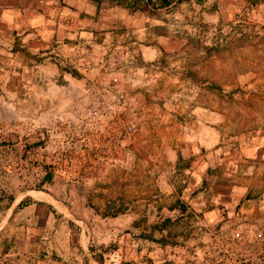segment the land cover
<instances>
[{
  "label": "crops",
  "instance_id": "obj_1",
  "mask_svg": "<svg viewBox=\"0 0 264 264\" xmlns=\"http://www.w3.org/2000/svg\"><path fill=\"white\" fill-rule=\"evenodd\" d=\"M179 1L0 0V91L15 90L11 79L21 61L31 77L27 88L50 109L45 125L58 119L59 135L71 141L43 149L60 181L0 203V264H186L201 256L204 227L216 228L238 205L248 216L264 199L259 170L243 179L236 156L208 148L211 134L195 106L176 99L193 84L177 76L150 13L171 11ZM120 97L125 107L132 103L123 116L82 115L102 103L110 108L115 98L122 106ZM16 106L13 98L0 99V108ZM114 135L118 158L94 162L86 178L60 172L56 150L81 153L83 140L87 147L102 140L111 155L105 141ZM261 150L260 158L246 153L253 167L264 159Z\"/></svg>",
  "mask_w": 264,
  "mask_h": 264
},
{
  "label": "rangeland",
  "instance_id": "obj_2",
  "mask_svg": "<svg viewBox=\"0 0 264 264\" xmlns=\"http://www.w3.org/2000/svg\"><path fill=\"white\" fill-rule=\"evenodd\" d=\"M179 2V7L175 6L171 11L150 13L154 34L165 36L168 40L164 46L176 60L177 76L193 84V89L177 91L176 99L195 106L192 109L194 116L202 118V123L211 134L208 136V148H217L221 150L220 155H230L232 160L236 156L235 166L238 172L242 170L243 179L249 177L253 169H258L260 179H263L264 159L258 160L261 165L253 167L254 159L248 155L255 150L254 157L260 158L263 150L260 152L259 149H264V12L261 11L264 0ZM238 2L242 5L235 9ZM16 63V75L11 79L15 90L11 93L0 91L1 100L7 101L10 97L17 103L14 108H0V203L14 200L22 192L43 190L46 184L60 181L61 173L53 171L52 164H46L48 153L43 149L48 144L58 149L71 143L59 135L62 127L58 119L54 124L45 125L46 120L53 119L50 115L48 119L45 116L50 109L46 111L39 107L40 93L27 88L31 77L23 74L21 61ZM120 98L122 106L115 104L119 100L115 98L110 108L102 103L100 107L85 108L82 115L123 116L132 103L128 99L125 107L126 100ZM126 127L132 129L131 124ZM41 131L57 135L48 139L40 135ZM87 142L83 140L86 152L70 154L69 150L59 154L55 151L57 164H63L66 170L60 172L66 177L80 172L86 178L87 171L92 173L94 162L118 158L120 140L115 139V135L105 141L111 155L108 150H103L102 140L92 141L88 144L90 149ZM149 159L146 156L145 162ZM219 169L231 171V167L224 165ZM240 208L238 205L233 211L225 210L229 212L225 217L229 218L226 221L221 219L216 228L204 227V238L206 234L212 235L203 240V245L212 248L216 244L221 245L219 238L228 235L239 223L264 233V199H257L252 207L255 209L251 212L253 215L243 216L241 212L244 211ZM211 252L213 255V249ZM200 257L195 255L186 264H200Z\"/></svg>",
  "mask_w": 264,
  "mask_h": 264
},
{
  "label": "built area",
  "instance_id": "obj_3",
  "mask_svg": "<svg viewBox=\"0 0 264 264\" xmlns=\"http://www.w3.org/2000/svg\"><path fill=\"white\" fill-rule=\"evenodd\" d=\"M126 132L131 134L132 129L127 127ZM226 218L229 217H225V221ZM211 235L206 234V238ZM219 241L222 244H216L214 248L203 245L200 264H264L263 232L239 223L230 230L228 235H222Z\"/></svg>",
  "mask_w": 264,
  "mask_h": 264
}]
</instances>
